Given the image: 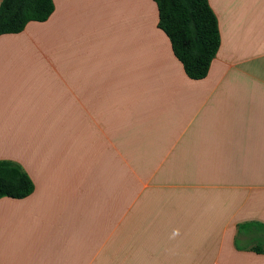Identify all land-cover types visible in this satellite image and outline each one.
<instances>
[{"label":"crops","instance_id":"obj_1","mask_svg":"<svg viewBox=\"0 0 264 264\" xmlns=\"http://www.w3.org/2000/svg\"><path fill=\"white\" fill-rule=\"evenodd\" d=\"M53 1L0 36V161L35 184L0 264H264V0H209L202 80L154 0Z\"/></svg>","mask_w":264,"mask_h":264},{"label":"trees","instance_id":"obj_2","mask_svg":"<svg viewBox=\"0 0 264 264\" xmlns=\"http://www.w3.org/2000/svg\"><path fill=\"white\" fill-rule=\"evenodd\" d=\"M158 27L170 39L173 52L192 80L208 76L221 35L218 18L209 0H154ZM55 10L53 0H3L0 36L17 34L32 21L45 22ZM35 191L31 177L16 163L0 161V198L24 199ZM257 251H261L256 248Z\"/></svg>","mask_w":264,"mask_h":264}]
</instances>
